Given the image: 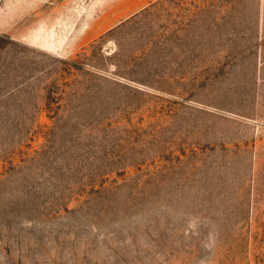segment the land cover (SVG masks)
<instances>
[{"label": "rangeland", "instance_id": "1", "mask_svg": "<svg viewBox=\"0 0 264 264\" xmlns=\"http://www.w3.org/2000/svg\"><path fill=\"white\" fill-rule=\"evenodd\" d=\"M0 264H264V0H0Z\"/></svg>", "mask_w": 264, "mask_h": 264}]
</instances>
